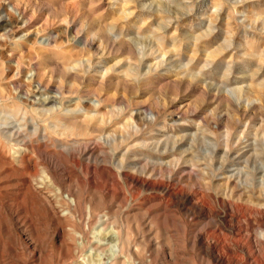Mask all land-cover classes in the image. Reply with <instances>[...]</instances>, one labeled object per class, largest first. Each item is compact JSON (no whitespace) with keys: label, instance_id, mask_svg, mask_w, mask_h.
<instances>
[{"label":"rangeland","instance_id":"1","mask_svg":"<svg viewBox=\"0 0 264 264\" xmlns=\"http://www.w3.org/2000/svg\"><path fill=\"white\" fill-rule=\"evenodd\" d=\"M0 264H264V0H0Z\"/></svg>","mask_w":264,"mask_h":264},{"label":"bare ground","instance_id":"2","mask_svg":"<svg viewBox=\"0 0 264 264\" xmlns=\"http://www.w3.org/2000/svg\"><path fill=\"white\" fill-rule=\"evenodd\" d=\"M88 31V30H87ZM94 31V29H93ZM83 33H86L85 31H82ZM99 42L102 44L103 48H102V55L101 58L104 60H108L109 57H111L113 55V53L118 52V48H120L121 46H123V44H125V42L119 38V36H117L115 39H109L108 36H106L104 34V32L99 31L97 33ZM98 42V43H99ZM28 49V48H27ZM28 54V53H27ZM131 56L134 55V53L132 51H129V53ZM89 47H82L80 49H77V51L69 56H65L66 60L69 61H73L77 63V67L80 65H82L83 63V59H85L87 62H89V64H91V62H93V59L91 56H89ZM162 56V55H161ZM85 73V72H84ZM59 77L63 78V74L59 73ZM66 75H68V77H71L72 81H75L76 79L78 80V78H80V76H78V73L73 71V72H68ZM83 75V74H82ZM66 77V76H64ZM58 79V78H57ZM104 78L102 81L97 82L95 84V96L98 97L100 96V92L103 90V86H104ZM62 82H64V80L62 79ZM91 82V81H90ZM94 84V83H93ZM73 86V85H72ZM69 92L74 93L73 88L71 87L69 90ZM52 101H50L51 103ZM244 112V110H243ZM44 118L47 117L46 114L43 115ZM59 123L62 124V126L66 127L67 129L72 130V132H79V134H81L82 132H102L103 129L102 128H95L92 127L90 125H81L80 122L76 121V117H69L66 119H59ZM84 123V122H83Z\"/></svg>","mask_w":264,"mask_h":264}]
</instances>
